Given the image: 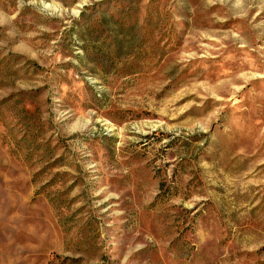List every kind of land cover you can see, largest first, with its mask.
Returning a JSON list of instances; mask_svg holds the SVG:
<instances>
[{"label": "rangeland", "instance_id": "obj_1", "mask_svg": "<svg viewBox=\"0 0 264 264\" xmlns=\"http://www.w3.org/2000/svg\"><path fill=\"white\" fill-rule=\"evenodd\" d=\"M0 264H264V0H0Z\"/></svg>", "mask_w": 264, "mask_h": 264}]
</instances>
